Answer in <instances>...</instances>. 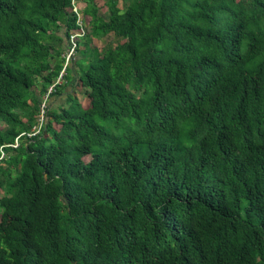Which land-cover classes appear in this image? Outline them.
Listing matches in <instances>:
<instances>
[{
    "label": "trees",
    "instance_id": "obj_1",
    "mask_svg": "<svg viewBox=\"0 0 264 264\" xmlns=\"http://www.w3.org/2000/svg\"><path fill=\"white\" fill-rule=\"evenodd\" d=\"M72 1L0 0V264H264V0Z\"/></svg>",
    "mask_w": 264,
    "mask_h": 264
},
{
    "label": "built area",
    "instance_id": "obj_2",
    "mask_svg": "<svg viewBox=\"0 0 264 264\" xmlns=\"http://www.w3.org/2000/svg\"><path fill=\"white\" fill-rule=\"evenodd\" d=\"M72 4H73V11L74 13L77 15L78 17V26H79V31L75 32L73 35H71L70 37V44H69V48L67 50V54H66V64L65 66H67V64L69 63V61L71 59L74 58L75 54H76V49H77V41L78 39L80 38H83L85 35H86V29L83 25V22H82V14L80 12V8L78 7L77 5V0H73L72 1ZM59 82V81H58ZM53 90V87L50 88L49 90V93ZM44 108H45V103L43 104L42 106V111H41V116L40 118L38 119V123L36 126H34V128L32 129V131L30 133H22L21 135H19L13 144H8V145H2L0 147V162L5 158L6 154H5V148L7 147H12V148H18L19 147V144H20V139L21 137H33L35 135H37L40 131H41V128L43 127V124H44Z\"/></svg>",
    "mask_w": 264,
    "mask_h": 264
},
{
    "label": "rangeland",
    "instance_id": "obj_3",
    "mask_svg": "<svg viewBox=\"0 0 264 264\" xmlns=\"http://www.w3.org/2000/svg\"><path fill=\"white\" fill-rule=\"evenodd\" d=\"M86 1L87 0H80V6H81V8H83V7H85V4H86ZM107 0H97L96 1V3L97 4H99V5H101V7H102V13L103 14H106V12H107V8H106V6H104V2H106ZM104 6V7H103ZM87 21H89V19H87ZM91 40V45L94 47V46H102V45H104V43H106L107 41H108V39H105V38H103V39H94V38H91V37H89V38H87V39H85V40ZM84 40V41H85ZM71 67H73V65L71 66ZM60 84V83H59ZM40 87V86H39ZM64 88H63V92L64 93H67V92H69L70 91V89H71V86L70 85H68V86H63ZM76 94H77V98H78V100L82 103V105L83 106H87L88 105V99L84 96V92L82 91V89L81 88H79L78 86L76 87ZM66 95H61V96H54V97H52V98H50L49 99V101H48V103H46V105L48 106V104H50L51 103V106H55V105H59V104H62V105H64V104H66V102H65V97ZM43 106V105H42ZM1 127L2 128H5V126L4 125H1ZM88 160V159H87ZM0 196H2V192L0 191Z\"/></svg>",
    "mask_w": 264,
    "mask_h": 264
}]
</instances>
